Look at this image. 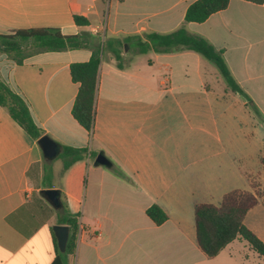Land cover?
<instances>
[{"label":"crops","instance_id":"obj_1","mask_svg":"<svg viewBox=\"0 0 264 264\" xmlns=\"http://www.w3.org/2000/svg\"><path fill=\"white\" fill-rule=\"evenodd\" d=\"M193 1L0 0V34L54 27L67 35L88 31L97 43L105 37L168 33L183 25L222 50L250 101L227 88L235 99L242 97L244 110L256 107L264 120V2L230 0L202 22H185ZM75 15L88 25H77ZM91 53L85 47L42 51L21 64L0 53V79L24 99L43 135L58 143L59 154L62 146L87 149L66 169L63 160L57 167L46 165L38 139L0 105V264H29L26 256L33 252L22 249L41 233L50 244L44 255L49 264L53 261L57 241L52 226L58 224L60 205L54 208L45 200L52 209L48 218L32 206L33 198L47 188L59 190L60 203L78 221L75 250L66 264H264V257L241 238L212 257L196 242L194 204L204 202L201 193L206 192L195 188V181L202 176L212 180L213 189L221 185L225 148L218 142L216 153L199 158L196 149L207 144L184 140L181 134L199 129L200 113L208 122L201 128L218 129L208 79L217 72L192 50L139 53L134 47L121 49L118 67L107 48L98 68L90 134L71 112L79 83L72 80L69 67ZM99 152L111 161L110 167L94 165ZM241 173L236 169V177ZM227 192L218 194L222 198ZM153 203L167 214L159 225L146 214ZM247 226L264 242V231Z\"/></svg>","mask_w":264,"mask_h":264},{"label":"trees","instance_id":"obj_2","mask_svg":"<svg viewBox=\"0 0 264 264\" xmlns=\"http://www.w3.org/2000/svg\"><path fill=\"white\" fill-rule=\"evenodd\" d=\"M102 1L107 3L109 0ZM229 1L194 0L185 11L184 21L202 22L212 13L226 8ZM246 1L257 4L264 2V0ZM74 21L79 26L88 25V21L82 16L75 15ZM83 47L92 50L90 58L83 62H73L69 67L72 80L79 83L71 112L74 119L90 134L94 123L98 68L101 56L107 48H110L114 53L118 67H122L121 49L123 47L127 49L134 47L139 53H145L148 50L155 52L192 50L213 62L228 88L250 101L249 96L231 75L222 56V50L216 49L203 36L189 33L183 25L168 33L149 31L143 35L131 34L122 38L105 37L97 43L94 42L92 34L88 31L67 35L54 27L21 28L0 34V53L5 54L8 59L17 64L23 63L26 58L38 52ZM0 105L6 108L12 118L32 137L39 139L43 136V131L32 119L24 99L1 79ZM254 109L257 110L256 107ZM86 151V148L62 146L59 157L63 160V168H68L71 163L82 158ZM262 202L264 204V197ZM257 203V195L242 189H234L225 193L218 205L209 202L195 203L194 225L196 242L200 249L207 256L212 257L234 239L241 238L253 251L264 257V242L244 223L246 213ZM32 206L46 218L52 211L42 196H35ZM146 214L157 225L167 219L166 212L156 203L146 209ZM56 215L58 224L68 225L69 236L63 252L59 251L56 244V255L50 264H66L67 255L75 250L78 221L76 216L65 210L63 203H60L57 208Z\"/></svg>","mask_w":264,"mask_h":264},{"label":"rangeland","instance_id":"obj_3","mask_svg":"<svg viewBox=\"0 0 264 264\" xmlns=\"http://www.w3.org/2000/svg\"><path fill=\"white\" fill-rule=\"evenodd\" d=\"M203 60L218 75L217 77L212 74L208 76L213 89L211 101L215 106L218 129L213 130L210 126L201 128L208 122L206 116L200 113L197 124L199 129L192 128L190 133L184 130L181 135L184 140L207 144L196 149L199 158H206L211 153H216L221 146L218 142L222 143L225 148V155L220 159H224L225 171L222 174L225 176L217 189L211 187L212 180L202 176L195 181L194 186L200 189V192H206L201 193L205 196L202 198L204 202H211L216 205L220 203L221 194L218 193L221 191L241 188L258 194L259 203L248 212L244 222L246 225H250L252 229L264 231V205L262 204L264 197V120L249 105L246 107L247 110H244V106H240L242 97L235 99V94L227 88L228 86L217 71L216 65L206 58ZM225 89V95L221 96L222 90ZM231 99L233 100L232 103ZM183 127L186 129L185 124ZM217 156L218 154H216ZM44 162L46 165L52 162L57 167L60 166L62 159L55 156L52 159H46ZM238 168L242 170V173L236 177V169ZM214 191L215 193H212ZM182 214L180 213V215ZM244 242L246 241L244 240Z\"/></svg>","mask_w":264,"mask_h":264},{"label":"water","instance_id":"obj_4","mask_svg":"<svg viewBox=\"0 0 264 264\" xmlns=\"http://www.w3.org/2000/svg\"><path fill=\"white\" fill-rule=\"evenodd\" d=\"M39 146L42 150L43 156L47 159H52L59 154L60 148L58 143L48 135H43L38 139ZM94 165H104L110 167L111 161L102 153L99 152L95 159ZM43 198L54 208L60 205L59 190L56 188H47L41 191ZM57 247L59 251L63 252L66 247L69 236V227L66 224H54L52 226Z\"/></svg>","mask_w":264,"mask_h":264},{"label":"clouds","instance_id":"obj_5","mask_svg":"<svg viewBox=\"0 0 264 264\" xmlns=\"http://www.w3.org/2000/svg\"><path fill=\"white\" fill-rule=\"evenodd\" d=\"M45 248L50 249V244L44 233H41L39 236L34 237L31 241H29L25 249H22V253H25L27 249L32 250L33 255L26 256L29 264H49V257L44 255Z\"/></svg>","mask_w":264,"mask_h":264},{"label":"built area","instance_id":"obj_6","mask_svg":"<svg viewBox=\"0 0 264 264\" xmlns=\"http://www.w3.org/2000/svg\"><path fill=\"white\" fill-rule=\"evenodd\" d=\"M96 32V31H95Z\"/></svg>","mask_w":264,"mask_h":264}]
</instances>
